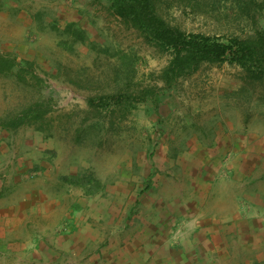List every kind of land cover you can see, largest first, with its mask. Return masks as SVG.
<instances>
[{"label": "crops", "instance_id": "1", "mask_svg": "<svg viewBox=\"0 0 264 264\" xmlns=\"http://www.w3.org/2000/svg\"><path fill=\"white\" fill-rule=\"evenodd\" d=\"M11 15L0 0V31L24 40L33 17ZM230 116L106 173L0 129V264H264V133Z\"/></svg>", "mask_w": 264, "mask_h": 264}, {"label": "rangeland", "instance_id": "2", "mask_svg": "<svg viewBox=\"0 0 264 264\" xmlns=\"http://www.w3.org/2000/svg\"><path fill=\"white\" fill-rule=\"evenodd\" d=\"M8 1L12 17L25 24L33 17L34 25L25 26L24 40L14 20L8 33L0 31V55L16 63L0 72V123L34 103L45 109L42 118L11 128L14 135L44 136L72 155V164L88 161L106 173L130 153L150 160L161 139L184 135L186 126L198 132L218 112L229 113L231 123L247 118L264 133V80L250 79L244 67L203 63L168 89L160 72L170 54L122 23L108 0ZM157 9L186 32L264 37V0H158ZM7 41L27 47L6 52ZM110 95L122 101L87 102Z\"/></svg>", "mask_w": 264, "mask_h": 264}, {"label": "trees", "instance_id": "3", "mask_svg": "<svg viewBox=\"0 0 264 264\" xmlns=\"http://www.w3.org/2000/svg\"><path fill=\"white\" fill-rule=\"evenodd\" d=\"M108 1L110 10L120 18L122 23L134 29L149 45L170 54L168 63L160 72V79L168 89L179 78L196 72L203 63L238 64L245 68L250 79L264 80L263 34H258L255 39L228 37L224 40L218 36L186 32L168 24L158 14V0ZM15 64L13 58L0 55V72L10 70ZM27 69L30 70V67ZM109 99L118 104L122 101L120 95H110L89 98L87 102L91 106H101L105 104V100ZM44 113L45 109H42L39 103H34L16 117L1 122L0 127L10 130L25 123L27 119L42 118Z\"/></svg>", "mask_w": 264, "mask_h": 264}]
</instances>
